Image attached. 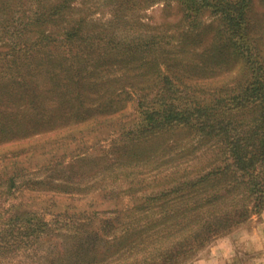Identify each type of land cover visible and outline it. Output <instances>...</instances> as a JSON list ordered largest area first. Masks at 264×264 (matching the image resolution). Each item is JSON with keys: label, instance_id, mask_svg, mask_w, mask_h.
Listing matches in <instances>:
<instances>
[{"label": "rangeland", "instance_id": "374dc122", "mask_svg": "<svg viewBox=\"0 0 264 264\" xmlns=\"http://www.w3.org/2000/svg\"><path fill=\"white\" fill-rule=\"evenodd\" d=\"M58 1L62 0H0V54L16 59L18 54L27 53L25 46L37 38L38 41H68L70 38L67 46L58 43L52 51L55 54L60 51L72 53L71 43L86 41L87 37L90 39V32H98L99 37L107 35V41L114 44L103 46L104 51L111 57L123 59L121 63H117L116 58L105 67L98 66L93 78L99 86L109 79L117 89L120 84L129 83L126 73L134 79L140 78L141 74L137 72L149 59L146 55H155L157 63L169 58L171 80L168 77L164 82L162 78L157 80L164 85L168 101L175 93V76L194 93L208 95L217 92L234 95L238 85L251 77L245 67L244 52L231 46L223 47L213 40L215 32L212 29L220 22L211 11H199L197 16L189 17L185 16L184 7L176 0H159L144 9L140 7L144 0H138L141 4L137 0H126L125 5L119 8L125 17L109 25L111 14L107 0H72L67 7L56 10ZM252 7L250 18L255 27L252 42L264 57V0H253ZM44 10L50 12L39 18V12ZM31 18L36 23L34 26H30ZM76 18L83 22L75 25L82 27L80 33L72 34L66 30ZM105 23L106 26H100ZM209 25L212 28L201 33V27ZM101 27L105 32L99 29ZM43 32L56 38L48 40L42 37ZM137 41L144 42L138 51ZM196 41H200L198 50L180 51L178 47L182 43L193 44ZM201 47L216 49V55L203 56ZM12 50L15 53L7 55ZM116 50L123 53L115 54L119 52ZM36 55V59L44 60L51 56L49 52L42 51ZM199 58L207 63L205 67ZM181 62H187L188 66L180 65ZM63 63L64 59H61L50 67L60 71ZM17 65L0 62V74L12 73ZM53 82L55 84L56 81ZM117 91V104L106 114L94 113L91 119H84L85 122L53 130L55 122L27 137L0 142V264H264V208L256 211L251 204V212L241 222L212 237H200L201 244H198L200 240L192 236L187 226L173 237L167 235L174 233V228L177 231L175 223L183 218L182 215L169 214L174 213L169 205L174 206L178 201L172 204L163 199L145 204L146 197L160 186L158 179L168 177L172 170L174 174L190 170V176L197 178L204 164L209 162L212 165L211 161L217 158L222 160V151L217 147L196 149L201 134L195 130L181 129L173 133L178 136L180 132L174 148L182 152L184 159L176 154L170 163L177 170L175 167L165 170L155 180L144 178L149 174H138L140 166L146 171L152 168L149 163L137 167V161H128L122 166L128 173L124 179L115 171L98 174L102 173L100 169L103 166L116 159L117 148L126 141L122 135L129 128L147 123L148 112L157 118L150 110L144 112L146 108L140 105L137 92L132 89ZM189 105L187 103L183 108L191 107ZM167 106L155 108L162 110ZM56 182L61 187H57ZM174 183L178 188L177 182ZM64 185L70 189L68 196L63 194ZM189 186L182 191L191 197L202 193L200 185L191 183ZM85 188L89 194L85 193ZM143 204L145 207H137ZM34 213L38 214L37 218L48 220L42 225L49 228L47 233L43 232L35 239H5L3 231L11 226L14 228L16 219L32 217ZM81 217H86L87 225L77 229L89 241L90 250L86 247L75 251L71 250L72 242L64 231L66 227H73L70 225L73 221H83L79 219ZM27 232L30 236L31 231L28 229Z\"/></svg>", "mask_w": 264, "mask_h": 264}, {"label": "trees", "instance_id": "16d2710c", "mask_svg": "<svg viewBox=\"0 0 264 264\" xmlns=\"http://www.w3.org/2000/svg\"><path fill=\"white\" fill-rule=\"evenodd\" d=\"M71 1H58L56 10L63 6L67 7ZM176 1L184 7L185 16H197L199 11L215 13L220 25L212 29L215 32L213 40L222 44L223 47H235L239 52L245 53V67L251 77L246 83L238 85L236 94L194 93L175 76L176 83L172 81L175 87L169 82L175 91L169 99L170 104L164 85L157 81L158 78H162L163 82L168 78L171 80L170 59L166 58L165 61L157 63L155 55H146L149 59L145 61L143 69L137 72L141 74L140 78L134 79L126 73L129 83L124 82L117 89L113 87V82L109 79L101 82L99 86L93 78L98 66L105 67L110 60L114 61L116 58L117 63L123 62L120 56L111 57L110 53L104 51L103 46L114 45L112 41H107L109 38L107 35L99 37L98 32H90L88 35L90 39L87 37L86 41H74L70 44L69 48H73L72 53L60 51L57 54L52 51V47L58 43L67 46L71 41L70 38L68 41H38L37 38V41L25 46L27 53L18 54L16 59L0 54V62L3 65L18 64L12 73L4 76L0 74V142L27 137L39 129H46V126L55 122H57L56 125L51 128L53 130L72 123L85 122L84 119H91L94 113L106 114L117 104L115 102L119 95L117 90L122 92L132 89L135 93L137 92L140 105L146 108L144 112L150 110L157 115V118L148 112L147 123L144 125L139 123L129 128L122 135L126 141L117 148L116 159L103 166L104 168L100 169L102 173L98 174L115 171L124 179L128 173L122 166L128 161L130 163L137 161V167L142 163H149L152 168L146 171V168L140 166L141 171L138 174H149L144 178L155 180L163 171L175 167L170 162L176 154L181 155L180 158L183 156L182 152L174 148L180 132L177 133L178 136L173 133L187 129L201 134L196 142V149L208 150L217 147L222 151V160L217 158L211 161L212 165L209 162L204 164L199 169L197 178L190 176V170L176 174L172 170L168 177L158 179L157 183L160 186L153 189V193L145 199V204L163 199L172 204L178 201L179 203L174 206L169 205L170 210L174 212L169 214L178 215V217L182 215L183 218L175 223L177 231L175 232L174 228V233L169 232L167 235L173 237L175 233L180 230L182 232V228L187 226V228L190 227L188 230L192 236L200 240L198 244H201L200 237L203 238L206 235L212 237L241 222L251 212V204L256 211L264 208V57L252 42L255 28L254 21L250 18L253 0ZM157 2L159 0H144L142 2L144 5L140 7L144 9ZM125 3L126 0H107L106 5H110L111 14V20L107 22L109 25L112 21L125 17L121 15L119 9ZM131 3L134 5L133 2ZM49 12V10L40 11L38 17H44ZM30 20L32 22L30 26H34L36 23L33 18ZM79 22L83 20L77 19L74 23H70L66 31L72 34L80 33L82 26L75 25ZM118 22L121 23L119 20ZM107 23L100 26H106ZM211 28L210 25L202 26L201 33ZM99 29L105 32L104 28ZM50 34L43 32L42 37L54 40L56 36ZM114 43L117 45L116 41ZM143 43V41H137V51ZM250 43L253 45H249ZM199 45L200 41H196L193 44L182 43L178 47L180 51L185 49L194 51L198 50ZM201 48L203 56L213 53L216 55L217 50L212 47ZM39 51L49 52L51 56L45 60L44 58L36 59V53ZM14 53L15 50H12L7 55ZM120 53L123 52L119 51L115 54ZM56 59L59 61L64 59L61 72L50 67L58 63ZM175 60L173 58V61ZM201 60L199 58V61ZM201 62H203L202 67H205L207 63L203 60ZM179 64L188 66L187 62ZM53 81H56L55 84ZM187 103L191 107L183 108ZM165 104L168 106L162 110H156L155 106ZM174 169L177 170L176 167ZM174 182H177L178 188ZM191 183L200 185L202 193L192 197L184 193L182 190H187ZM56 184L57 187H61L58 182ZM64 187L63 194L70 195L68 186L64 185ZM83 190L89 194L87 188ZM145 204L137 207L143 208ZM37 217L38 214L34 213L32 217L16 219V226L5 229L3 233L6 234L3 236L6 240L19 237L35 239L43 232L47 233L49 228L42 225L47 224L48 220L42 216H40L42 218ZM79 219L83 221H73L70 223L73 227L70 229L66 227L64 231L66 237L72 242L71 250L75 249V251L90 248L89 241L84 239L77 229L81 225H87V219L86 217ZM129 226L133 227L131 224ZM28 229L31 231L30 236Z\"/></svg>", "mask_w": 264, "mask_h": 264}]
</instances>
